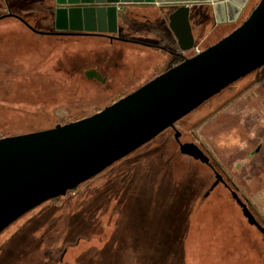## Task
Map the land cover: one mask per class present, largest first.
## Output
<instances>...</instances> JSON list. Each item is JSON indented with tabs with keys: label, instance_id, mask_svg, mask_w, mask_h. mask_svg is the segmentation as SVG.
Returning <instances> with one entry per match:
<instances>
[{
	"label": "rangeland",
	"instance_id": "obj_1",
	"mask_svg": "<svg viewBox=\"0 0 264 264\" xmlns=\"http://www.w3.org/2000/svg\"><path fill=\"white\" fill-rule=\"evenodd\" d=\"M22 15L33 29L14 16L0 18V138L87 117L160 74L162 64H173L161 50L170 44L158 22H117L115 35L107 37L54 34V21L40 12ZM241 23L231 30L219 25L209 40L217 42ZM90 70L99 78L87 77ZM176 128L264 224V63L181 117ZM186 169L197 193L182 263L264 264L262 234L223 183L202 198L214 172L181 154L169 127L74 194L45 201L10 223L0 232V264H49L64 249L65 264H171L168 246L160 250L153 243L157 235L147 239L143 229L154 232L164 223L167 201L176 198L177 178Z\"/></svg>",
	"mask_w": 264,
	"mask_h": 264
},
{
	"label": "water",
	"instance_id": "obj_2",
	"mask_svg": "<svg viewBox=\"0 0 264 264\" xmlns=\"http://www.w3.org/2000/svg\"><path fill=\"white\" fill-rule=\"evenodd\" d=\"M156 0H55L54 34L117 31L119 5ZM249 0H216L215 13L235 17ZM14 16L28 25L18 15ZM264 63V0H258L242 23L220 40L194 55L185 56L133 92L79 120L52 128L0 138V232L37 205L90 179L153 139L191 110L236 79ZM93 70L87 77H97ZM181 154L210 166L211 191L221 173L194 142H181ZM208 193V192H207ZM206 193V194H207ZM243 216L262 234L264 226L248 205L230 189Z\"/></svg>",
	"mask_w": 264,
	"mask_h": 264
},
{
	"label": "crops",
	"instance_id": "obj_3",
	"mask_svg": "<svg viewBox=\"0 0 264 264\" xmlns=\"http://www.w3.org/2000/svg\"><path fill=\"white\" fill-rule=\"evenodd\" d=\"M216 0H156L154 3L120 4L118 22L128 19L158 22L163 31L159 35L164 40H170L180 50L195 54L201 51V46L213 44L209 37L219 25H226L231 30L232 25L248 14L258 0H249L235 17L221 11L215 13ZM55 0H0V16L7 13L27 18L26 15L40 12V17L54 21ZM7 17V16H6ZM175 30V32L173 31ZM230 32V31H229ZM223 33L222 35H224ZM160 49V48H159ZM164 50V49H161Z\"/></svg>",
	"mask_w": 264,
	"mask_h": 264
},
{
	"label": "trees",
	"instance_id": "obj_4",
	"mask_svg": "<svg viewBox=\"0 0 264 264\" xmlns=\"http://www.w3.org/2000/svg\"><path fill=\"white\" fill-rule=\"evenodd\" d=\"M256 5V4H255ZM254 8V6L251 8V10ZM251 10L248 12V14L243 18V20L250 14ZM242 20V21H243ZM27 26V25H26ZM166 66L165 64H162V66L160 67V72H163L165 70ZM244 77V76H243ZM235 82V81H234ZM233 83V82H232ZM231 84V83H230ZM229 84V85H230ZM227 87V86H226ZM224 89V88H223ZM222 89V90H223ZM220 92V91H219ZM217 94V93H216ZM117 100V99H116ZM99 111V110H98ZM97 112V111H96ZM95 113V112H93ZM92 113V114H93ZM73 121L72 119L66 120L61 124L67 123V122H71ZM147 143V142H146ZM145 143V144H146ZM143 146V145H141ZM138 147L137 149H135L132 152H135L136 150L141 148ZM131 152V153H132ZM131 153L127 154L126 156L130 155ZM122 157L119 160H124L125 157ZM119 160L115 161L118 162ZM106 169V168H105ZM189 173L190 170L186 169L185 174L180 175L179 178H177L176 185H175V197L173 199V197L171 199H168L167 202H169V204H171L170 207H168L167 210H164V216L162 221L164 222L162 225H159V227L154 231V232H149L147 233L144 229L143 231L145 232V235L148 239V234H155L156 236V241L155 239L153 240V243L155 244V242H157V244H160L161 246L159 247L160 250H163L162 247L163 245L168 246V251H169V259H166L169 263L171 264H176L177 262H179V264H183L182 263V259L184 256V242H185V238H186V232H187V228L189 225V217H190V212L192 210V206H191V199L194 198L195 192H191L192 190H194L191 187L190 181L187 182V178L189 177ZM99 174V173H98ZM97 175V174H96ZM95 175V176H96ZM195 175H197V173H195ZM93 176V177H95ZM93 177H91L90 179H92ZM90 179H87L86 181H89ZM86 181L82 182L81 184L85 183ZM213 182V181H212ZM211 182V183H212ZM228 181L225 180V183H223L226 186H228L229 188L233 189L228 183ZM211 183L208 185V187L206 188L205 192L202 195V198H207V196L209 195V186L211 185ZM79 184V185H81ZM219 184V183H218ZM78 185V186H79ZM227 188V187H226ZM230 190V189H229ZM234 190V189H233ZM208 192V193H207ZM66 193L68 194H74V192L67 191ZM181 193V194H180ZM207 193V194H206ZM237 193V192H236ZM231 194V193H230ZM180 195L183 196L181 198V203L179 202V199L177 200V197ZM63 196V195H62ZM187 196V197H186ZM231 198L233 199L232 195H230ZM239 196V194H238ZM61 197V196H58ZM58 197L55 198H51L47 201L52 202L55 201ZM240 197V196H239ZM186 198V199H185ZM241 198V197H240ZM183 199H185V201L183 202ZM243 200V199H242ZM244 202H246L245 200H243ZM236 203V201H234ZM211 203V202H210ZM237 204V203H236ZM246 204L248 205V203L246 202ZM249 207V205H248ZM251 210V209H250ZM224 211V209H223ZM221 217H222V213H221ZM260 222V221H259ZM261 223V222H260ZM263 226L264 224L261 223ZM198 229L200 230L199 226ZM212 234L217 235V231L213 232ZM154 235V236H155ZM152 237V236H151ZM105 242V241H104ZM152 243V244H153ZM92 249H97V247H92ZM166 253V252H164Z\"/></svg>",
	"mask_w": 264,
	"mask_h": 264
},
{
	"label": "flooded vegetation",
	"instance_id": "obj_5",
	"mask_svg": "<svg viewBox=\"0 0 264 264\" xmlns=\"http://www.w3.org/2000/svg\"><path fill=\"white\" fill-rule=\"evenodd\" d=\"M76 33H84V34H101V33H89V32H76ZM102 34H104V33H102ZM105 35L107 36V37H111V34H107V33H105ZM165 41H168L169 42V44H170V47L169 46H167L166 45V48L164 49V50H166L167 52H168V54H169V56H170V60L173 62V64H172V66L173 65H175V64H177V63H179L180 61H182L183 60V57H185V56H190L189 54H187V52L186 51H184V50H180L179 49V47H175V45L172 43V41H170V40H165ZM171 67V66H170ZM167 68H165V70H166ZM164 70V71H165ZM94 72H93V74H95V73H97L98 74V72H96L97 70H93ZM93 77H95V76H93ZM97 78V77H96ZM177 122V121H176ZM176 122L174 123V127H169L170 129H172V131H173V137H174V133H175V131L176 130H178L177 128H176ZM179 131V130H178ZM180 132V131H179ZM180 136H181V132H180ZM180 136H179V140H180ZM181 141V140H180ZM182 142V141H181ZM228 189H230L228 186H226ZM65 254H66V250L64 249V250H62V251H60L59 253H58V255H57V258H55L51 263H49V264H65V262L63 261L64 260V257H65Z\"/></svg>",
	"mask_w": 264,
	"mask_h": 264
},
{
	"label": "built area",
	"instance_id": "obj_6",
	"mask_svg": "<svg viewBox=\"0 0 264 264\" xmlns=\"http://www.w3.org/2000/svg\"><path fill=\"white\" fill-rule=\"evenodd\" d=\"M197 52H199V50H198V49H196V50H195V53H197Z\"/></svg>",
	"mask_w": 264,
	"mask_h": 264
}]
</instances>
